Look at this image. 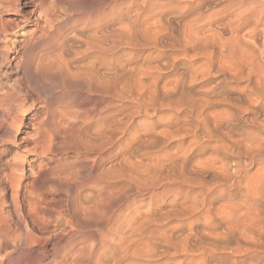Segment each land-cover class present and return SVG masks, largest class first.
Instances as JSON below:
<instances>
[{
    "label": "clouds",
    "instance_id": "clouds-1",
    "mask_svg": "<svg viewBox=\"0 0 264 264\" xmlns=\"http://www.w3.org/2000/svg\"><path fill=\"white\" fill-rule=\"evenodd\" d=\"M0 264H264V0H0Z\"/></svg>",
    "mask_w": 264,
    "mask_h": 264
}]
</instances>
